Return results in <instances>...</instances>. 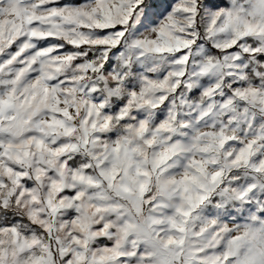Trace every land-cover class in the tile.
<instances>
[{
  "label": "snow or ice",
  "instance_id": "obj_1",
  "mask_svg": "<svg viewBox=\"0 0 264 264\" xmlns=\"http://www.w3.org/2000/svg\"><path fill=\"white\" fill-rule=\"evenodd\" d=\"M0 264H264V0H0Z\"/></svg>",
  "mask_w": 264,
  "mask_h": 264
}]
</instances>
